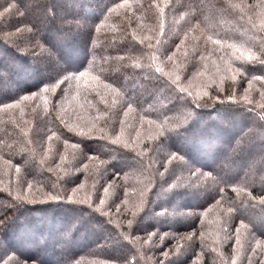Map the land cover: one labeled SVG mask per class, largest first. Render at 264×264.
Masks as SVG:
<instances>
[{"label":"rangeland","instance_id":"1","mask_svg":"<svg viewBox=\"0 0 264 264\" xmlns=\"http://www.w3.org/2000/svg\"><path fill=\"white\" fill-rule=\"evenodd\" d=\"M23 1L30 8L26 14L18 11L14 3H0V53L7 51L10 44L30 56L32 61L23 64L24 66L19 68L20 71L15 70L12 74L10 66L14 65V61L10 60H17L21 54L17 51L13 52L12 56L8 53L11 57L9 59L0 57V93L6 92L7 87H10V90L18 89L20 86L14 85L15 78L30 80L32 70L37 72L33 79H43L49 72L54 74L55 70L59 71L60 60L62 64H71V67H74L87 57L86 50H94L102 61L95 64L94 68L74 73L79 75L76 89L72 90L69 84L62 85V88H51L53 81H50L38 92L31 93L28 96L30 99L23 104L24 121L19 119L14 104L0 108V126L4 118L6 122L11 116L14 119L10 132L4 126L0 128V151L5 152L0 156V190H23L22 193L31 197L24 200L36 205L24 207V214L14 219L15 224L8 229L7 235L0 237L2 261L6 259L1 256L2 249H11L20 255L19 258L13 257L18 260L4 264H19L21 256H30L38 261L34 263L30 260L26 264H54L58 259L68 257L66 264H76L80 259L78 250H82L94 236L95 241L109 246L115 255L122 256L126 247L122 248V254L118 248L123 244L120 239L123 234L115 233L114 228H128L143 203L147 204L149 210L162 204L161 195L154 201L146 199V188L158 178L157 175L165 177L169 184L175 183L176 180L182 184L188 179L191 181L196 178L195 172L191 171L195 166L205 167L203 164H206L209 168L221 166V175L230 178L244 170L241 162L245 161L247 166L244 174L250 177L264 176L263 127H251L244 131L242 140L237 141L235 147L228 148V145L220 143V154L216 153L218 157L211 164L204 157L202 159L199 155L196 156L192 148L195 143L200 147V138L205 134L203 130L206 129L215 135L218 129L226 128L224 117L232 120L238 118L239 114L244 117L243 111L238 113V109L234 111L230 106L237 105L241 99L246 101V97L254 95L260 87L258 84H252V89L244 90L239 72L228 62L247 59L250 52L256 54V60L263 59L264 0H221L223 5H219L222 9L218 11L212 25H208L209 31L204 29L198 35L200 31L193 30L191 36L182 42L180 52L172 59L162 58L159 52L165 40L164 13L170 0H140L139 6L131 1L118 4L108 21L95 28L101 36L96 30L93 32L94 37L100 36L94 43L100 42L101 45L90 49L87 47L89 45H78L83 44L80 40L86 35L82 31H76L72 20L76 21L74 14L77 11L82 16L81 9L84 8L78 6L74 0ZM205 1L207 0H203L204 3ZM173 2L179 3L178 0ZM205 9L208 10V5ZM94 13L95 10L90 14L87 12V15L92 16ZM208 14L210 15V10ZM53 16L63 29L66 26L71 29L64 30L65 36L62 35L69 44V48L61 47L62 50L73 56L68 60L60 56L55 44L50 46L46 42L47 38L57 36L58 29L53 27L50 21ZM81 16H77L81 22L92 20L85 16L82 19ZM185 17H180L181 24H187ZM209 19H212V16ZM58 38L62 46V37ZM130 38L138 40L143 46L142 50L134 51V46L128 45L127 40ZM127 45L130 50L124 51ZM201 47L204 48L199 55ZM69 50L71 52H68ZM196 60L201 62L202 68L193 73L195 68L192 69V63ZM159 68H163L162 73L168 76L175 86L191 92L193 98L171 89L164 78V83L156 79L153 70ZM81 73L85 75L81 76ZM216 77L224 78L226 83L217 84ZM184 80L185 83L190 81V87L182 85ZM249 84L251 87V83ZM123 85L133 87L135 93L139 92L135 95L141 94V100L144 99L142 104H139L140 100L136 103L130 99L129 94L120 89ZM63 91L64 93H60ZM152 99L153 110L157 112V116H153L155 118L147 117L140 109V105L146 106ZM186 100L198 105L223 101L229 104V108L210 110L208 115L198 113L191 121L195 110L193 105L186 104ZM18 104L20 106V103ZM259 104L264 105V98L260 99ZM202 116L208 119L205 120L208 124L202 122ZM190 130L195 132V139L190 138ZM4 138L5 141L2 142ZM7 138L10 139L7 141ZM111 143L120 149L122 147V153L112 149ZM221 146L224 148L221 149ZM108 147L112 149L110 153H107L110 151L106 150ZM89 148L99 154L89 153ZM171 148L178 153L163 160L159 174L153 175L152 180L151 175L143 179L142 169L135 165L137 161L132 158V154L136 152L141 156L142 162L145 158L152 162L158 156V151L163 155V150ZM184 148L186 150H183ZM251 150L257 156V164L256 161L249 163L247 159ZM236 151L241 154L240 157L233 156ZM192 155L193 160L188 158ZM252 164L255 165L254 168ZM26 165L37 168L29 174L30 179L26 176ZM78 169L81 171L80 176ZM122 170L126 171L118 173ZM43 178L45 181L38 182ZM197 182L196 185L202 188L195 192L190 189L191 192L186 194H201L203 189L206 190V187L211 185L206 184L205 187L203 182ZM196 185L193 184L194 187ZM194 187L191 188L194 190ZM66 189L74 192L76 196L68 200L55 198ZM178 196H182L180 201L170 199L163 206L171 210L177 209L186 198H191L183 194ZM235 197L233 196L234 201L231 200L232 197L228 199L230 204L237 208L239 203L235 201ZM62 201H65L66 205L59 204ZM10 203L0 198V212L4 204L11 205ZM85 208L92 211L93 217L89 216L90 211H84ZM94 209L96 211H93ZM66 210L73 214L68 216ZM258 212L251 213L248 217L262 222L258 227L264 228V209L259 208ZM165 213L163 215L167 216ZM204 213L206 221L201 228L202 238L204 242L215 246L219 259L216 264H264V252L261 249L264 241L253 242L256 247L249 251L251 244L247 238V226L241 222L234 225L230 215L232 210L227 205L218 202L208 207ZM53 214L57 215L56 222L50 220ZM162 219L157 223H164ZM150 220L152 219H146V223ZM152 222L155 223L153 220ZM111 225L113 227H110ZM236 226L239 227L235 228ZM170 236L171 232L158 231L148 233L149 239L145 242L138 239L141 237L137 239L144 248H156L165 244ZM190 241L191 239H184V243L175 251L169 248L166 264H176L177 260H181L185 254L183 252L189 250ZM207 244L205 243L203 248L211 253ZM181 250L183 254L179 258L178 253ZM41 258L45 261H41Z\"/></svg>","mask_w":264,"mask_h":264},{"label":"trees","instance_id":"2","mask_svg":"<svg viewBox=\"0 0 264 264\" xmlns=\"http://www.w3.org/2000/svg\"><path fill=\"white\" fill-rule=\"evenodd\" d=\"M133 4L140 5V0H74V2L80 6L83 7L84 11L82 16L79 15L80 12H76L74 17L76 18V21L72 20L73 23H75L76 31L77 32H84L85 38L79 39L82 41L83 44L78 43L79 46L83 45H89L87 47L92 48L96 47V45H101L100 42L94 43L95 40L99 39L101 34L95 29L99 25H102L103 23L107 22L109 19L110 14L114 12L118 4L120 3H127L130 2ZM178 4H175L173 0H170L168 6L166 7L164 18L166 20L165 23V29L166 33L165 40L162 44V46L159 48V52L162 56V58H174L173 56H176L177 53L180 52L182 49V42L185 41L189 36H191L193 30H199V34L205 29L208 30V25H212V23L215 21L214 18L218 16V11H221V0H207L205 3L203 0H178ZM0 3H4L5 5H9V3L16 4L18 11L20 12H28L30 8H28V4L25 3L23 0H0ZM212 3V4H211ZM206 4V5H204ZM214 4V6H213ZM221 4V5H219ZM34 5V4H33ZM32 5V6H33ZM37 5V4H36ZM34 5V6H36ZM208 10L205 9L207 8ZM40 7V6H38ZM33 9V8H32ZM77 9V6H76ZM95 10L94 15L88 16L90 12H93ZM210 10V15L208 14V11ZM35 11V10H34ZM222 14V13H221ZM185 15H188V17H185ZM81 16L83 19L85 17L92 18L91 21H80V18H77ZM181 16H184L187 19V24H181ZM210 16H212V19H209ZM51 23H53V27H56L58 30L57 32V38H47L46 42L52 45L57 46V50H59V54L62 58H72L73 56H70V53H67L62 50L63 48H69L68 42H66V38L63 37L64 30H71L69 26H66L64 29L59 24L56 23V20L54 19V16L50 18ZM164 26V24H163ZM97 31V33L100 35L93 36V32ZM209 31V30H208ZM59 36L62 37V46L59 44ZM65 36V35H64ZM45 40H43L44 42ZM128 45L134 46V51L137 49L143 48L141 43L136 40L135 38H130L127 40ZM58 43V44H57ZM75 43V42H74ZM95 44V45H94ZM201 44V43H200ZM7 46V51H4L2 54L0 53L1 58L9 59L11 58L10 55H14L13 52H19L21 55H17V60H10L14 61V65L10 66V71L12 74H14V71H20V67H23V64H28L31 62L32 58L30 56H27L26 53H23L20 49H18L14 45ZM54 45V46H55ZM128 45L126 46L124 51L130 50L128 49ZM140 45V46H139ZM132 46V47H133ZM72 48V46H71ZM204 47L200 48L199 55L202 53ZM73 49V48H72ZM142 50V49H141ZM68 52H71L70 50ZM87 57L83 60V62L74 65V67H71V64H62L61 60L58 61L59 65V71L55 70L54 74H51L48 70V74L43 78H35L33 79V76L37 73L36 71L33 72L32 70V77L29 80V78H21L19 80H16L15 76V84L18 87V89L10 90V87H7L8 90L6 92L0 93V108L4 106H9L11 103L14 104V108L17 110V114L19 115V119L21 121H24L25 117L22 115V109L23 104L26 102V100L23 98L25 96L31 95V93L38 92L41 87L45 85V83H48L50 81L52 82L51 88L57 86L58 88H62V85L69 84L72 86V90L77 88V80L78 76H76L74 73H77L83 69H89L91 67L94 68L95 64H100L102 60H100V57L97 53L90 50H86ZM10 55H9V54ZM26 54V55H25ZM198 55V57H199ZM59 56V57H60ZM197 59V56L195 57ZM264 59V56H262ZM263 59L252 60L249 61L247 59L244 60H234L231 62H228L229 65L235 67L236 71L239 72V76L241 77V84L243 86V89L250 88L252 89V84H258V87L254 93V95H251L249 98L246 97V101L240 100V102L235 106H230L234 109H238V113L244 112L245 116L241 117L240 114L238 115V118L232 120L229 118H225L224 123H226L224 126L226 128H223L222 130L218 129L217 133L215 135H212V133L208 132L206 129L203 130L205 134H202V138H200V147L198 145L192 146L194 152L196 153V156H200V158L210 161L209 164H211L216 157H218V154H220V150L218 148V145L225 144L228 145V148H232L237 141L242 140L244 136V131H247L251 127L264 128V105L259 104L260 99L264 98V64L259 63L258 61H261ZM71 61V60H70ZM201 62L199 60L194 61L192 63V69H194V72L199 71L202 66L200 64ZM208 63V62H207ZM169 65H172V60L169 61ZM140 71V69H138ZM163 68H159V70H153V73L156 79H160L163 83V79H165L166 83L171 86V89L176 90L180 92L182 95L190 96L193 98L191 92H187L186 90L177 87L174 85V83L171 81V79L162 73ZM75 75V76H74ZM256 77H260V79H256ZM189 80V79H188ZM215 81L217 84L226 83V80L224 78H215ZM157 82V81H156ZM189 82L185 83V80L182 82V85H188ZM114 83V80H113ZM251 83V87L250 84ZM230 85L229 83H227ZM135 87V86H134ZM190 87V86H189ZM120 89L124 92H127L133 101L136 103L140 100L139 104H142L141 100V94L135 95V89L133 87H123L120 86ZM192 89V88H191ZM213 89V88H212ZM243 91V90H242ZM60 93H64L60 92ZM181 94L179 96H181ZM240 95V94H238ZM241 96V95H240ZM239 96V97H240ZM30 99V98H29ZM196 99V98H194ZM23 100V101H22ZM186 104L193 105V117L191 121L196 118L198 113L206 114L210 112V110H218V109H225L229 106L228 103H224L223 101L220 102H213L208 104L198 105V103H192L191 101L186 100ZM20 103V106L19 104ZM154 101L152 99V102H148L146 106L140 105V109L144 111L145 114H147V117L155 118L153 116H157V112L153 110ZM138 108V107H136ZM229 108V107H228ZM16 113V112H15ZM201 114V115H202ZM6 118H4V122L1 127L4 126V128H7L9 132L11 131V124L14 122L13 117L11 116V119L6 122ZM208 120L204 116H202V122H206L208 124ZM219 121V120H218ZM221 121V120H220ZM236 121H239L238 123ZM235 123V124H234ZM203 124V123H201ZM239 124V125H238ZM202 126V125H201ZM190 127V126H189ZM240 131V132H238ZM173 132V131H172ZM195 132L190 130V138L195 139ZM205 135V136H204ZM171 137L173 139L174 136ZM10 138H7V141ZM203 140V141H202ZM5 141V138L2 140V142ZM220 141V142H219ZM223 141V142H222ZM112 144V143H111ZM236 146V145H235ZM234 146V147H235ZM222 147V146H221ZM112 149L116 150L117 153L121 152V149L115 145L112 144ZM111 148L108 147L106 150H110L107 153L111 152ZM222 147L221 149H223ZM237 148V147H236ZM264 148V146H263ZM90 149V148H89ZM183 150H186L185 148ZM165 154L160 155L159 151L158 156L155 157V159L150 162V160H147V158L144 159V161H141V156H139L136 152L132 154V158H136L135 165L137 167H140L142 169V178H146L147 176L151 175V180L153 178V175H156V173L159 174V169L161 168V163L166 158H170L172 155L177 154L178 151H176L174 148L163 150ZM227 151V150H226ZM247 151V150H245ZM193 152V153H194ZM4 151H0V156L4 155ZM89 153L98 155V151H94L92 149L89 150ZM122 153V152H121ZM170 153V154H169ZM181 155H183L181 152H179ZM216 153H218L216 155ZM224 152H222L223 154ZM105 154V153H104ZM236 154L237 151H236ZM235 152L233 153V156L240 157L241 154L236 155ZM250 156L247 158L249 160V163L251 161H256L255 153L253 150L248 153ZM107 157V156H104ZM192 157V158H191ZM191 157H188L189 159L193 160V155ZM140 161V163H138ZM198 161V160H197ZM199 163L203 164V162ZM245 170L247 166V162L242 161ZM257 164V161L255 162ZM217 164V163H216ZM205 165V167L195 166V169H192V173L195 174L196 178L187 180L185 183H180L179 180L174 181L175 183L169 184L166 181L165 177H161L157 175L154 176L155 181H153L147 188H146V199H151L152 201L156 200V197L161 195L160 202L162 203V208L160 206L152 207V210H149L147 207V204L143 203L142 208L139 210L137 215L133 218L131 223L129 224V227L127 228H114L115 233L122 232L123 235L120 236V239L122 240V246L118 248V251L122 254V248L126 247V250L120 255H115L113 253V250L109 248V246H105L103 244H100L98 241H95L96 237L91 239V241L86 243V246L81 250H78V254L80 255V259L77 260L76 264H103L105 263H113V264H166L167 257L166 254L168 253V249L171 248L175 251L176 248L182 243H184V239L188 240L191 239L190 243L188 244V252H183L182 250L178 253V256L180 258V255L184 254V257L181 258V260H177L178 262L176 264H216L218 263V257L216 253L215 246L212 245L209 242H204L202 238L203 230L201 229L204 222L206 221V214L204 213L207 211L208 207L211 205H214L218 202L223 203L227 205L232 210L231 217L233 219L234 225L238 224L239 222L244 223L248 229V235L247 238L250 240L251 247L249 251H252L253 248L256 247L253 242L255 241H264V228H259L258 226L262 225V222H259V220L253 219L251 220V217H248L251 215V213L258 212L259 208L260 210L264 209V176L257 175L255 177H250V175L244 174V170L239 172V174L233 176V177H224L221 175V166H215L214 168H209L208 165ZM214 165V164H213ZM249 165V164H248ZM202 166V165H201ZM254 168V164H252ZM26 172L28 173L26 176L30 179V173L35 172L37 168L32 167L31 165H26ZM190 171V169H188ZM40 170H38L39 172ZM126 170L119 171L118 173H123ZM77 172H79V176L81 174V171L78 169ZM149 172V173H147ZM246 177V179H245ZM261 177V178H260ZM76 178V177H75ZM192 180L194 182H192ZM203 182V184L206 187V184H211L209 187H206L207 189H203L202 193H195V195L186 194L187 192L192 190V192H195L197 189H201L202 187H198L196 183L197 181ZM45 181V178L39 179L38 182ZM33 183V182H32ZM193 184L196 185V187L193 186ZM260 185V186H259ZM47 187V186H46ZM191 187H194L193 190ZM48 188V187H47ZM49 190V188H48ZM198 191V190H197ZM239 193H238V192ZM22 191H9V190H0V198H3L5 201L11 202V205L4 204V207H2V210L0 212V237H2L3 234L7 235L8 229L15 224V220L17 216H21L24 214L23 210L24 207H34L36 206L33 204V202H29L28 200L25 201L24 199L28 197L30 199L31 197L26 196L25 193H22ZM191 192V191H190ZM51 193H53V190H51ZM186 195L191 196V198H186L185 202L179 205L177 209H170L165 205L168 200L172 199L173 201H180L182 199V196L177 195ZM76 194L74 192L66 190H62L59 197H55L57 199H66L68 200L70 197L74 198ZM233 196L235 197V201H237L238 207L235 208L233 205H231V201L228 198H231L232 201H234ZM88 195L86 196V198ZM33 198V197H32ZM92 198V197H89ZM34 199V198H33ZM145 199V200H146ZM145 202V201H144ZM165 203V204H164ZM176 203V202H175ZM55 204V203H54ZM53 204V205H54ZM63 205H66L65 201H62L61 203ZM97 204V203H96ZM123 206V205H122ZM124 207V206H123ZM235 208V209H234ZM137 210V209H136ZM59 211V210H58ZM84 211H90L89 216L93 217V213L90 209L85 208ZM93 211H96L95 209ZM163 211V212H162ZM167 211V213H165ZM66 210V214H73L72 212H69ZM163 213L168 214L163 215ZM259 213V212H258ZM94 214H97L94 212ZM11 217H8V216ZM14 215V216H13ZM98 215V214H97ZM13 216V217H12ZM100 216V215H99ZM149 216V217H148ZM159 218V219H158ZM160 218L164 219V223H157ZM15 219V220H14ZM57 215L53 214L50 217V220L52 222L57 221ZM146 219H152L155 223L150 220L149 222ZM162 219V220H163ZM121 220V219H120ZM14 221V222H13ZM123 224H125L124 221H122ZM50 225V224H49ZM55 225V223H53ZM110 227H113L112 225ZM239 226H236L237 228ZM127 229V231H125ZM124 231V232H123ZM171 232V235L160 247L152 248L144 246L138 241L140 239L141 242H145L149 239L148 233L153 232ZM193 233V234H191ZM189 234V235H188ZM11 235V234H10ZM188 235V236H187ZM191 235V236H190ZM137 237H141L138 238ZM241 238V237H240ZM12 239V238H11ZM242 239H246V237H242ZM110 240H112V237H110ZM98 242V243H97ZM238 242V241H237ZM205 243H208L207 246L210 248V251L205 250L203 247L205 246ZM241 244V241L239 242ZM45 245V244H44ZM254 245V246H253ZM50 246V244H48ZM262 251L264 252V246L261 247ZM1 250V249H0ZM11 249H2L1 256L2 258L5 257V260L0 259V264H4L7 262L15 261L14 259L18 260L19 254L15 253ZM147 252V254H146ZM183 252V253H182ZM17 257V258H13ZM37 257V256H36ZM29 258V259H28ZM19 264H26V262H34L37 263V260L31 259L30 256H21ZM39 259V258H38ZM43 259V258H41ZM40 259V260H41ZM69 257L58 259L54 264H66L65 260L67 261ZM22 261V262H21ZM41 261H45L44 259ZM30 264V263H29ZM48 264V263H47Z\"/></svg>","mask_w":264,"mask_h":264},{"label":"snow or ice","instance_id":"3","mask_svg":"<svg viewBox=\"0 0 264 264\" xmlns=\"http://www.w3.org/2000/svg\"><path fill=\"white\" fill-rule=\"evenodd\" d=\"M231 46V45H230ZM234 47V46H231ZM241 56H243V53H241ZM241 57H237V59H240ZM256 59V54L255 53H249V55L247 56V60L252 61ZM261 64H264V60L258 61ZM85 75V73H81V76ZM256 79H260V77H256ZM207 93H205L206 95ZM23 99L27 100L29 99V97L25 96ZM8 107H11V105H9ZM167 255V254H166Z\"/></svg>","mask_w":264,"mask_h":264}]
</instances>
